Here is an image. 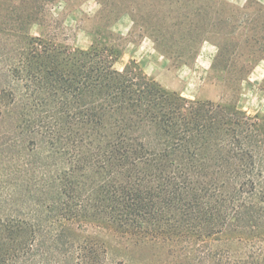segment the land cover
<instances>
[{
    "label": "trees",
    "instance_id": "16d2710c",
    "mask_svg": "<svg viewBox=\"0 0 264 264\" xmlns=\"http://www.w3.org/2000/svg\"><path fill=\"white\" fill-rule=\"evenodd\" d=\"M226 22L212 68L247 72L264 4ZM110 23L83 49L0 21V264H211V239L264 237V116L116 68Z\"/></svg>",
    "mask_w": 264,
    "mask_h": 264
},
{
    "label": "rangeland",
    "instance_id": "374dc122",
    "mask_svg": "<svg viewBox=\"0 0 264 264\" xmlns=\"http://www.w3.org/2000/svg\"><path fill=\"white\" fill-rule=\"evenodd\" d=\"M100 1L106 5L101 13ZM22 2L0 0V21H19L35 12L43 25L31 24V35H56L68 47L83 49L97 27L109 21V41L119 53L116 68L135 60L149 77L183 97L234 103L249 116H264V60L241 74L212 68L220 42L214 34L229 36L226 20L247 0H26V12L14 11ZM216 20L221 24L214 26ZM210 247L211 264H264V237L213 238Z\"/></svg>",
    "mask_w": 264,
    "mask_h": 264
},
{
    "label": "crops",
    "instance_id": "0c3cea01",
    "mask_svg": "<svg viewBox=\"0 0 264 264\" xmlns=\"http://www.w3.org/2000/svg\"><path fill=\"white\" fill-rule=\"evenodd\" d=\"M261 2L264 4V1L263 0H261ZM146 40V39H145ZM147 40H149V39H147ZM143 42H144V39H143Z\"/></svg>",
    "mask_w": 264,
    "mask_h": 264
}]
</instances>
